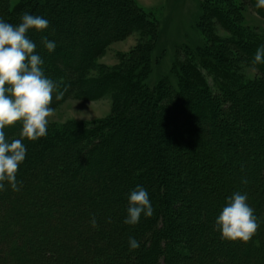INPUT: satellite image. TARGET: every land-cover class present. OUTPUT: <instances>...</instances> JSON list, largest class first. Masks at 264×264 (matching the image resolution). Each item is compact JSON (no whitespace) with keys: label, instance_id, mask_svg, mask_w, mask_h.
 <instances>
[{"label":"rangeland","instance_id":"obj_1","mask_svg":"<svg viewBox=\"0 0 264 264\" xmlns=\"http://www.w3.org/2000/svg\"><path fill=\"white\" fill-rule=\"evenodd\" d=\"M108 1L111 2V0H91L92 10L84 11L85 17L77 13L81 5L69 4L67 0H0V19L9 23L14 25L19 23L20 15L24 12L40 15L48 20L49 26L46 30L30 29L26 32L27 38L35 44V53H48L41 43L42 37L55 41L56 48L64 44V49L70 48V44L75 42L81 45L85 41L84 43L92 45L95 38H100V35L104 40L107 39L106 36L109 38L102 48L96 50L94 58L84 64L80 73L66 76L67 81L73 84L79 80L88 84L77 90L73 86L76 90L74 95L49 105L53 108V113L48 117L47 133L74 129L78 125L105 126L104 130H107L112 121L126 112V108L124 109L126 101H131L135 97L144 102L148 99L146 97L148 93L149 96L152 95V103L153 101L156 103L157 99L154 96L157 95L156 87L160 83L166 85L169 82L175 91L178 87L182 88L183 84L178 81V75L169 71L174 64L180 67L179 61L187 58L188 61L198 65L200 60L205 59L203 56L215 60H220L217 57L221 56L224 59L223 64L229 68L227 71L233 76L230 79H237L239 84L252 85L254 90L248 94V88L245 99L236 96L234 99H238L240 104L246 100L249 102L250 98L254 107L252 112H259L263 123L251 132L246 128L248 124H245L246 129L244 128L242 133L240 132L242 124L237 127L232 126L241 135L239 141L231 145L236 148L238 154L234 161L233 158H229L230 163L223 166L220 165L218 158L221 159L223 155L229 154L225 143L218 140L219 135L222 137L219 127L215 126L219 120L196 118V128L200 134H195L193 131H190V134L187 131L190 127L186 124L189 115L185 113L183 120L175 126V131L182 133L180 139L177 133H174L175 135L170 133L172 128L169 123L160 121L161 115L170 116L173 108H177L175 95L166 93V96H162L164 102L156 103L161 111L155 110V115L150 117L154 118L156 123L159 121L163 123L165 129L162 131L167 135L164 140L159 137L158 140L151 135V140L157 145L162 143L161 148L164 152L161 153L164 155L160 161L161 166H158L159 163L157 165L159 167L157 176L165 175L166 170L162 165L170 166V187L165 186L167 193L162 194V200L169 198L167 195L169 191L174 193L172 223L181 224V228L178 227L176 233L166 226L160 231L169 229L171 235L179 241L177 244L181 248L190 246L189 252L193 254L192 258L180 261L179 264H199L206 259L205 264H244V262L264 264V171L253 166L259 165L264 160V74L251 63L245 49H239L238 45L244 43V40L240 38L232 42L231 35L220 21L221 18H230L239 31L246 32L247 36L264 44V9L256 8L254 0H205L208 7L213 8L208 13L213 11L215 14L214 17L208 18V13L201 8L203 0H113L114 2L107 5ZM123 2L124 7H121ZM10 10H13L12 14ZM143 11L151 14L141 20L139 17L143 16ZM207 20L210 21V25H207ZM185 51L188 53L184 54ZM187 54L192 58L186 57ZM199 70L209 88L213 92H218L220 84L217 83L219 80L217 75L203 68ZM111 74L122 77L123 83H117L116 90H107L104 95L95 96V89L103 86L105 77ZM132 81L135 84L133 90H118L120 86V88L126 87V83ZM187 85L184 86L186 89L189 88ZM142 92L146 95L142 96ZM181 96L184 98L185 93L182 92ZM243 99L245 101H242ZM140 112V116H148L142 110ZM240 113L237 116L246 117L244 110ZM232 114L233 111L223 109L219 115L223 119V116L227 118ZM125 116L138 121L130 112ZM146 125L143 129L153 134V126ZM199 126H204L208 132L199 129ZM215 129L219 134L216 139L209 134ZM90 130L92 129H86L87 133H90ZM62 139L70 138L62 137ZM120 141L123 139L121 138ZM255 148L256 152H254ZM72 150L73 148L69 149L70 153ZM123 151L128 158L125 163L116 155V158L110 161L112 166L102 169L98 175L91 176L89 172L83 174L79 171V168L86 170V165L84 158L77 159L72 171L69 169L62 171L60 177L64 182L59 189L56 188L57 183L51 172L52 169H45L43 173L31 179L28 186L26 185L33 189L32 194L27 195L21 191H13L7 195L0 193V248L2 249L0 264H17L19 261L17 258L26 260L23 264H111L109 255L112 252L111 249H106L104 232H99L96 230L97 225L93 227L89 223L90 218L95 217L96 224H100L99 228L102 227L101 222H97L99 215L102 216V220H106L108 216V224L115 226L116 229L123 228V232L125 230L124 233H120L121 239L128 237V240L138 232L147 235L149 232L147 228L139 226V229L134 230L132 229L134 225L123 223L124 218L120 211L127 207V197L124 195L120 197L119 194L109 190L104 191L106 196H103L104 193L102 194L100 190L103 183L98 182L104 179L106 172L117 173L115 168L119 164H123L125 173L127 171L129 175L125 180L120 178L114 180L113 185L128 184L137 174V171L134 174L131 171L128 173L131 163L129 160L134 155L139 158L141 154H134L127 145H123ZM50 153L47 152L48 155ZM210 163L213 167L209 165ZM35 166L38 170L36 164ZM34 168H30L27 173L18 172L17 177H28L30 172L36 171ZM242 180L247 182L242 183ZM80 181H83L84 191L87 193V196L83 195L81 201L77 196L81 198L82 195L79 189L75 188ZM145 185L143 187L147 190ZM173 187L176 191L172 190ZM235 191L247 194V203L258 217L260 226L249 243L222 241L219 231L214 230L215 218L225 204L226 197L231 196ZM129 192L130 189L126 191L127 195ZM56 198L63 199L59 202ZM152 204L157 207L162 203L155 198ZM105 209L107 214H104ZM162 224L164 225L163 222ZM103 228L105 229L104 226ZM150 230H157V226ZM113 231L108 229L110 236L115 234ZM195 231L198 233L194 234ZM46 239L52 240L53 243L47 244ZM257 239L262 245L260 252L252 249V242ZM16 242L18 251L16 254H8ZM195 242L203 250L196 252ZM240 244L249 245L248 257L237 255ZM221 249L229 252V255H219L217 259L214 253ZM31 251H34L32 256L35 257L33 263H30ZM161 261L164 263L163 260Z\"/></svg>","mask_w":264,"mask_h":264},{"label":"trees","instance_id":"obj_2","mask_svg":"<svg viewBox=\"0 0 264 264\" xmlns=\"http://www.w3.org/2000/svg\"><path fill=\"white\" fill-rule=\"evenodd\" d=\"M67 0L69 4L78 3L81 5L77 13H81L82 16H85L83 14L84 11L92 10L91 7V0ZM99 1V0H98ZM123 1V0H122ZM101 2V1H100ZM114 2L111 0V2H107L111 4ZM30 3V1H29ZM254 3H256V0H254ZM106 4V3H103ZM124 2L123 6L124 7ZM45 7V4H44ZM112 7V6H111ZM201 8L205 9L206 13H208L212 7H208L206 4V1L203 0V3L201 4ZM119 9V8H118ZM97 10V9H95ZM213 10V8H212ZM216 11V10H215ZM11 14L13 13V10H10ZM260 12V11H259ZM124 13V12H123ZM151 12L143 11V16L139 19L143 20L146 16L150 15ZM214 12H210L207 14L208 18L214 17ZM218 16V15H216ZM86 17V16H85ZM89 18V17H88ZM134 19V18H133ZM221 23L227 28L226 30L231 35V39L233 40H239L242 38L244 40V43H241L239 46V49L244 50L249 58V60H253V54L255 50L264 45L263 43H260L254 39H252L251 36H247L246 32L239 31L238 27L230 20V18H221ZM102 24L100 23V26ZM207 25H210V21L207 20ZM209 30V29H208ZM100 38H95V40L92 42V45H88L87 43L78 44L77 42L70 44V48L64 49V44H61L58 46V48H55L54 52L46 53L42 52L40 57L43 60V64L41 65L43 69L44 75L51 79L56 87L54 88V91L52 93L53 100L50 104L53 103H59L68 97H70L74 91L77 90V88H81L83 85H87V82L83 81H77L75 84L67 81L66 76L75 75L78 72L80 73L85 66L84 64L87 63V61L91 58H94V55H96V50H99V48H102L104 44H106L107 40L109 39L108 36L103 39L102 35H100ZM67 38V37H66ZM206 38V37H205ZM214 38V37H213ZM183 50V49H182ZM181 50V51H182ZM187 51L184 52V54ZM188 53V52H187ZM198 55V53H196ZM204 54V53H203ZM206 55V54H205ZM215 55V54H214ZM186 57L192 58L191 55L187 54ZM205 59L200 60L198 62V65H196L193 62H190L187 60L179 61L180 67H176L174 64V67L170 68L171 73H175L178 75V81L183 84L182 88L175 89L172 88V85L169 84V82L166 85H162L161 83L157 85L156 87V103L164 102V95L173 93L175 95V99L177 101V108H173L171 111V115L164 116L161 115L160 121L167 124L169 123V126L172 128L171 134L177 133L178 137L181 139L182 133H179L175 131V126L183 120V115L188 114V122L186 124L190 127V129H187L188 133L191 134L190 131L195 132V134H200L198 128H196L197 122H195L196 118H200L202 120L209 119L211 120H219V123L221 122L222 117L220 118V111L223 109H227V111H233L234 114L229 115L231 118H226L223 116V123L219 125L218 121L215 123V126H218V130H220V133H222V137L218 134V130H214L213 132H210L209 134L211 137H214L216 139L217 135H219V142L223 141L225 143V146H227V152L228 156L223 155V158H218V161L220 165L226 166V164L230 163L229 158H233L232 161H234V158L237 157V150L236 148H233V144H236L238 139L240 138V132L242 133L244 130L245 124L247 125V130L249 132L255 131V129L259 128L260 125L263 123V121L259 117V112L255 111L254 113L252 110L254 107L252 106V101L249 98V102L247 100L245 101V94H250V92L253 90L252 85L247 84H239L237 83V79L234 78V80H231L230 77L233 78L231 73L227 71L229 68L225 66L223 63L224 59L220 56L217 57L220 60L211 59V57H205ZM216 57V56H215ZM145 58V57H144ZM199 60V59H198ZM258 71H260L262 74H264V63L260 64H254ZM50 68V70H48ZM146 68V67H145ZM200 68H203L204 70L210 71L213 75H217V83L220 84L218 92H213L209 86L205 83L204 76L201 74ZM148 69V67H147ZM219 69H221L219 71ZM49 71V72H48ZM166 78V77H165ZM164 78V79H165ZM167 80V78H166ZM103 86H100L99 88L95 89L94 95L95 96H102L105 93H107V90H116L117 83L122 84V77H118L116 74H111L107 77H105ZM230 83V84H229ZM77 84V85H76ZM127 86L122 88L119 87L118 90H133L135 84L134 82H127ZM189 86H188V85ZM189 87L186 89L184 86ZM73 86L76 88V90L73 88ZM115 86V87H114ZM185 88V90H184ZM139 91V90H138ZM137 91V92H138ZM254 91V90H253ZM182 92L185 93L184 98L181 96ZM57 93H63L61 99L59 101L55 100V95ZM76 93V92H75ZM148 96H147V95ZM142 92V96L146 95L148 98L146 101H139L135 97L134 99H131V101H126L124 105V109L126 110L125 113L121 114L119 118L115 121H112L109 124V128L107 130H104L103 126H76L74 129H67V130H61L57 133H53L48 131V133L35 141H29L25 139L23 141L25 147H26V155L23 163H21L18 166L17 173H23V172H29L30 168L36 170L34 172H30L28 177H17L18 174H16V178L18 181V188L19 192L26 193L27 195L30 193L32 194L33 189H30L29 187H26V185L29 183L31 179L34 177H37V174H41L45 171V169H52V173L54 174L53 177L57 183V187L59 189L60 185L63 184L64 180L60 177L62 171L70 170L72 171L74 166V162L77 161V159H85V165L86 170H82L79 168V171H81L83 174L86 172H89V175H98L99 171H102V169L110 168L112 165L110 164L111 160H114L116 155L120 158L121 162H126L128 159L125 156V153L123 151V145H127L130 150L134 152V154H141V157L138 158L132 156L130 157L131 160H129L130 163V169L131 173L134 174V172L137 171V174L133 178H131L130 182L121 186H115L113 185L114 180H118L119 178L121 180H125L129 174H127V171L125 173V168L123 167V164L117 165V168H115V172H106V175L104 176V179L98 183H103L100 187V190L102 191L103 196H106L104 191H113L115 194L124 195L127 197L126 191L128 189L132 190L135 188L136 185L145 186L147 187V193L149 200L152 205L153 213L151 217L145 218L143 215H141L139 222L132 227V229H139L141 227L147 228V235H144L145 233L141 232L139 234H135L132 237L135 238L139 242V248L135 250H129L128 247V240L127 238H122L120 236V233H122L121 228H115V226H111L108 224V216H106V220H102V216L99 215V220L97 222H101L102 227L99 228L100 224H96L98 228L96 230H99V232L103 233V239L105 241L106 249H111L112 254L109 255L110 260L112 261L111 264H179L180 261L183 260H190L192 258V253L189 252L190 246L186 245V247H180L177 243V238H174L171 235V231L169 229L162 230L165 226L166 228H172L174 232H178V227L181 228V224H173V212L172 207L175 204L174 201V193L172 191H169L167 195H169V198H164L162 200V194L167 193V189L170 187L171 179H169V167L163 166L165 171L164 176H157V173L159 174V167L161 166L160 161L163 159V156L161 153L163 152V148H161L160 141L157 145L155 141L151 140V135H154V138H160L164 140L165 135H167V131L165 130V133H163L162 130L165 129V126L162 125V122L156 123L154 118L150 117L152 115H155V110L161 111V109L157 108V104L153 101L152 103V95L149 96L148 93ZM74 95V94H73ZM172 95V94H170ZM166 96V95H165ZM244 98L242 101L245 102H238V99H234V97ZM150 99V100H149ZM175 101V102H176ZM173 103V102H172ZM143 111L145 115H148L146 117L140 116V111ZM188 110V111H187ZM242 110L245 111V116H237L242 112ZM187 111V112H186ZM130 112L131 116L136 117L138 121H134L132 118L129 119V117H126V113ZM250 113V114H249ZM250 115V116H249ZM242 120V121H241ZM244 120V123H243ZM185 123V121H182ZM146 124L152 125L154 128V133L151 134V132L144 130L143 128L147 126ZM202 125H205L201 123ZM239 124H242L240 132L237 131V129L233 127H237ZM244 124V125H243ZM174 126V127H173ZM233 126V127H232ZM200 127V126H199ZM243 128V129H242ZM245 128V129H246ZM86 129H92L90 130V133H87ZM199 129H204L206 131L207 129L204 128V126H201ZM159 130L160 132H158ZM5 138L8 140L16 139L18 138V134L20 131L19 123H15L12 126L6 127L4 130ZM186 131V132H187ZM153 132V131H152ZM185 132V133H186ZM208 131H206L207 133ZM169 134V133H168ZM170 135V134H169ZM175 135V134H174ZM63 138H70L69 140L62 139ZM121 138L123 141H120ZM158 138V140H159ZM57 140V142H53V140ZM60 145V146H59ZM160 145V146H159ZM230 145V146H229ZM62 146V148H60ZM156 146V147H155ZM222 146V145H221ZM235 146V145H234ZM73 148L72 153H70L69 149ZM226 150V149H225ZM47 152H51L49 155ZM256 152V148L254 150ZM85 154V155H84ZM140 156V155H139ZM115 157V158H114ZM114 158V159H113ZM47 161L48 164H45ZM60 163V165H59ZM159 163V165H158ZM127 165L128 162H127ZM158 165V166H157ZM211 167H213V164H209ZM219 165V164H218ZM41 166V168L39 167ZM79 166V165H78ZM255 168H261L264 171V160L260 162V164H254ZM44 168V169H43ZM171 173V171H170ZM106 180V182H104ZM28 186V185H27ZM83 181H80L77 183V189L82 195L81 198L79 196V201L82 200L83 195L87 196V193L84 191L85 187H83ZM21 187V188H20ZM25 187V188H24ZM107 187V188H106ZM71 190L72 187L70 186ZM99 188V187H98ZM172 190L176 191L173 187ZM247 190V189H246ZM13 192L10 188H8L7 185H5V188L3 191H0L3 195H7L8 193ZM74 192V191H73ZM171 194V197H170ZM127 195V196H126ZM65 198V197H64ZM157 198V200L161 201V205H157V207L152 204V201ZM59 199V198H56ZM63 199V198H61ZM61 199L57 201H61ZM77 199V200H78ZM159 203V202H158ZM106 206V204H105ZM115 209V208H114ZM117 209V207H116ZM168 210V211H167ZM123 218L126 216V208L123 211H120ZM103 213V212H102ZM111 213H113L111 211ZM104 214H107V210L105 209ZM81 221V220H79ZM160 224H156V223ZM164 223V225L162 224ZM117 224V223H116ZM105 227V229L103 228ZM154 226H157V230H150ZM103 228V229H101ZM115 228V230H114ZM108 229H112L114 235L110 236L108 233ZM134 230H132L134 232ZM36 231V230H35ZM125 232V230H124ZM123 232V233H124ZM198 232L195 231L194 234H197ZM190 235V234H189ZM187 234V236H189ZM194 235H191L193 237ZM110 237V238H109ZM47 244H52L53 241L46 239ZM174 240V242H173ZM181 242V241H180ZM249 243V242H248ZM46 244V245H47ZM252 249L260 252L262 249V245L259 242V240H255L252 242ZM0 248V252H1ZM203 249L200 248V245L195 242V251H201ZM232 248L230 249V251ZM18 251V243L16 242L14 244L13 249H11L8 254H16ZM36 251V250H35ZM249 251V245L241 246L238 251V256H247V252ZM32 253L34 255V251H31V257H30V263L35 260V257L32 256ZM108 253V252H107ZM7 254V255H8ZM219 255H225L228 256L229 252L225 251L224 249L219 250L214 253V256H216L217 259H219ZM248 257V256H247ZM19 263L17 264H23L26 260L17 258ZM164 263H162V261ZM207 260V259H206ZM206 260H203L199 262V264H205ZM232 260V259H231ZM29 261V258H28ZM129 261V262H128ZM234 263V262H233ZM248 263V262H246ZM244 262V264H246ZM238 264V263H237ZM263 264V263H260Z\"/></svg>","mask_w":264,"mask_h":264},{"label":"clouds","instance_id":"obj_3","mask_svg":"<svg viewBox=\"0 0 264 264\" xmlns=\"http://www.w3.org/2000/svg\"><path fill=\"white\" fill-rule=\"evenodd\" d=\"M255 7L264 9V0H256ZM19 19L15 25L0 19V191L5 185L12 191L19 190L16 174L26 155L23 141H35L47 134L48 117L53 113L49 105L56 87L44 75L43 60L35 53L34 42L26 36L30 29L46 30L48 20L27 12L22 13ZM41 43L48 53L54 52L55 41L42 37ZM252 63H264V45L255 50ZM62 95L57 93L55 100L59 101ZM17 122L20 126L18 138L6 139L3 130ZM152 213L146 189L136 185L127 196L123 223L136 225L141 215L148 218ZM89 223L95 227V217H91ZM259 226L258 217L247 203V194L239 191L226 197L214 221V230L219 231L220 239L229 242H248ZM127 243L129 250L140 246L133 237H129Z\"/></svg>","mask_w":264,"mask_h":264}]
</instances>
